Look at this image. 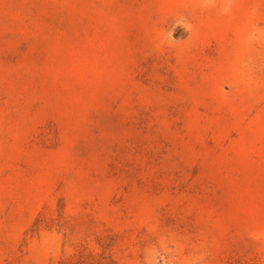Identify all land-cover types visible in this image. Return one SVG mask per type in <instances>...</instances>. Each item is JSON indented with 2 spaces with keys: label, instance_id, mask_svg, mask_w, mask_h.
Listing matches in <instances>:
<instances>
[{
  "label": "rangeland",
  "instance_id": "obj_1",
  "mask_svg": "<svg viewBox=\"0 0 264 264\" xmlns=\"http://www.w3.org/2000/svg\"><path fill=\"white\" fill-rule=\"evenodd\" d=\"M0 264H264V0H0Z\"/></svg>",
  "mask_w": 264,
  "mask_h": 264
}]
</instances>
